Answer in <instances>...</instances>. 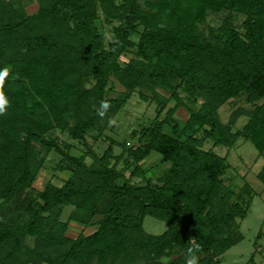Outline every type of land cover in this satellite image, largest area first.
<instances>
[{
	"label": "trees",
	"instance_id": "1",
	"mask_svg": "<svg viewBox=\"0 0 264 264\" xmlns=\"http://www.w3.org/2000/svg\"><path fill=\"white\" fill-rule=\"evenodd\" d=\"M35 2L27 14L20 0H0V71L9 72L0 115V264H186L194 245L198 264H219L240 240L220 230L244 217L250 196L244 208H218L234 195L222 183L226 158L213 148L240 135L264 152V0ZM218 12L220 25L205 26ZM99 15L119 23L112 42L96 30ZM113 81L123 89L114 96ZM132 93L154 106L151 120L130 133L137 147L122 145L115 155L109 139L97 154L85 137L97 142L114 129ZM242 96L248 109L236 107L221 123L218 108ZM238 117L246 121L232 132ZM54 131L86 150L71 156L70 144L48 137ZM49 153L54 171L68 176L38 191L32 183ZM151 154L159 174L140 167ZM256 179L264 186V167ZM63 207L72 208L65 221ZM144 217L165 230L146 233ZM70 222L93 230L68 238Z\"/></svg>",
	"mask_w": 264,
	"mask_h": 264
},
{
	"label": "rangeland",
	"instance_id": "2",
	"mask_svg": "<svg viewBox=\"0 0 264 264\" xmlns=\"http://www.w3.org/2000/svg\"><path fill=\"white\" fill-rule=\"evenodd\" d=\"M118 2V0H117ZM22 7L27 14H33L36 12L35 0H20ZM223 19V13L218 12L216 14L210 13L205 19V26L217 28ZM242 17L234 14L233 27L241 32L240 23ZM96 30L104 36L105 43L113 41V29L118 26V21L111 20L109 24L105 23L101 15L94 22ZM132 40H136V37H132ZM132 52L130 51V54ZM129 53H121L117 61L125 62L130 56ZM123 89L113 81V90L110 95L122 93ZM182 94L180 93L179 96ZM245 98L242 96L240 101H235L232 104L224 103L217 110V114L221 123L225 124L229 117L230 112L236 107L240 106L243 109H248V105L245 103ZM170 102L168 106L172 105ZM198 105V104H197ZM154 115L153 104L140 101L137 98L136 93H132L130 98L126 101L123 107L116 113L112 119L114 129H107L104 135L99 138L97 142H93L89 136L85 137L87 145L100 154L102 149L108 144V140H113L115 144L113 146V152L118 155L120 147L136 148V137L133 139L130 137L131 131H137L141 124H147ZM174 118L182 123L186 119V113L182 109H178L174 114ZM246 121V117H238L234 125L230 128L232 132L241 129ZM136 136V135H135ZM48 137L54 138L58 143H68L71 145L70 155L73 157L79 156L86 150L80 143L69 140L64 134L57 131L48 134ZM210 144H205L202 148L207 150ZM213 152L222 157L225 156L228 163V169L223 174V185L232 191L234 197L229 200L226 205L220 204L218 208L230 206L234 203H240L244 208L247 201V195L250 196L248 205H246V213L243 218L234 217L233 220L225 223L224 227L220 230V236L240 237L236 245L231 247L223 255L218 256L219 264H264V186H262L256 179V174L264 167V152L260 156L255 150L253 144L243 140L239 135L236 137L234 143L229 148L215 147ZM57 157L54 154L49 153L46 157V161L38 170L36 178L32 183V188L35 190H41L46 182H49L55 186L60 187L62 182L67 178L68 174L65 172L54 171L53 166ZM86 162H90L86 160ZM121 159L116 163V169L121 170ZM143 171L148 168L151 169V173L159 174L157 166V157L151 154L146 158L144 163L140 164ZM124 176L127 177L128 169L123 171ZM148 174V173H146ZM147 176V175H146ZM135 181V180H134ZM243 199V200H241ZM217 213L219 212L218 209ZM71 207H63L61 209L60 220L65 221L70 214ZM142 228L146 233L158 235L165 230V226L150 217H144L142 222ZM93 228H82L75 223L70 222L65 235L68 238H75L78 234L88 235L92 232ZM163 257L161 261H165ZM46 264V263H41Z\"/></svg>",
	"mask_w": 264,
	"mask_h": 264
},
{
	"label": "clouds",
	"instance_id": "3",
	"mask_svg": "<svg viewBox=\"0 0 264 264\" xmlns=\"http://www.w3.org/2000/svg\"><path fill=\"white\" fill-rule=\"evenodd\" d=\"M9 72L8 69L5 68L4 70L0 71V115L6 114V108L8 106L7 98L3 92L5 80L8 76ZM109 107L108 103L102 102L101 109L107 110ZM103 115V111L100 113ZM199 251V246L194 245L193 247L188 249V259L186 261V264H198V257L196 256V252Z\"/></svg>",
	"mask_w": 264,
	"mask_h": 264
},
{
	"label": "crops",
	"instance_id": "4",
	"mask_svg": "<svg viewBox=\"0 0 264 264\" xmlns=\"http://www.w3.org/2000/svg\"><path fill=\"white\" fill-rule=\"evenodd\" d=\"M155 155V154H154ZM156 156V155H155ZM157 157V156H156Z\"/></svg>",
	"mask_w": 264,
	"mask_h": 264
}]
</instances>
